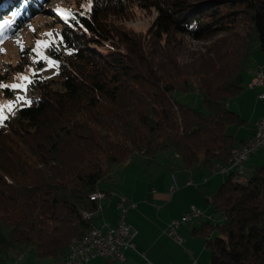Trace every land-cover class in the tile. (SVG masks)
Returning <instances> with one entry per match:
<instances>
[{
    "label": "trees",
    "instance_id": "obj_1",
    "mask_svg": "<svg viewBox=\"0 0 264 264\" xmlns=\"http://www.w3.org/2000/svg\"><path fill=\"white\" fill-rule=\"evenodd\" d=\"M48 1L0 0L5 36ZM132 1L157 11L148 29L117 23ZM70 22L49 48L58 78L35 76L31 104L0 126V264L27 249L65 257L101 218L93 194L110 196L103 184L116 164L140 155L152 165L172 150L182 168L213 170L245 143L232 128L247 121L230 102L254 53L264 56V0H91ZM192 40L207 45L194 50ZM248 173L207 200L221 216L197 229L209 264H264V163Z\"/></svg>",
    "mask_w": 264,
    "mask_h": 264
},
{
    "label": "rangeland",
    "instance_id": "obj_2",
    "mask_svg": "<svg viewBox=\"0 0 264 264\" xmlns=\"http://www.w3.org/2000/svg\"><path fill=\"white\" fill-rule=\"evenodd\" d=\"M89 5H91V0H49L41 10V15L29 20V23L17 35L9 37L5 36V34L8 31L10 32V26L3 31V24L0 23L2 25L0 27V116L3 117L0 120V126L5 123L7 118L14 117L22 107L31 104L32 94L29 85L35 76L40 75L47 80H56L58 78L59 61L53 56L49 48L51 44H59L61 29L66 25L70 26L71 18L68 14H74L76 17L78 14L83 13L84 8ZM129 11L133 15L125 20H117V23L136 30L148 29L157 16V11L154 8L151 10L142 9L137 5V1H132L129 4ZM52 19H55V21H52ZM1 32L4 33L1 35ZM206 45L207 42L191 41V46L194 50L203 51ZM257 53L259 52L256 51L254 53L251 58L252 60L257 61ZM22 77H27V79H22ZM2 85H20V87L9 88L12 92L11 94H7L6 89L8 90V88H4ZM240 96L244 98V93ZM197 98V96L192 95H182L181 97L183 101L192 104L196 103ZM238 98L239 96L232 100L233 109H235L234 106H240L241 104ZM9 103L11 104L10 107L8 106ZM240 129L233 127L232 131L236 132ZM175 156L172 150L165 151L159 154L157 158L158 163L149 165L145 161V157L136 155L128 160L129 166L124 165L125 163L114 165L112 168L113 181L106 182L103 185L108 186L117 195H120V193L130 195V191H133L136 186H139L140 190H143L146 185H149L151 188H157L161 182L164 185L167 182L171 183L174 170L181 171V173L185 172V179L190 178L198 182L199 178L194 176L193 173L198 171L179 168L176 164L166 165L169 163L164 158L167 157L172 162H178L179 159ZM262 163H264V149L257 151L251 156V159L246 164V169L251 172L256 165ZM201 172L208 177L214 176L212 170L202 169ZM211 184L208 188H210ZM194 188L197 190V185H194ZM199 189L203 190L204 188L199 187ZM208 194L207 192L201 194L199 198L200 202L202 201V203L207 205L208 203L205 198L209 197L207 196ZM211 213L208 212L204 217H211ZM213 215L216 217L215 220H221L219 214ZM194 221L186 225L189 226ZM30 250L34 251L33 249ZM68 253L65 256H68Z\"/></svg>",
    "mask_w": 264,
    "mask_h": 264
},
{
    "label": "crops",
    "instance_id": "obj_3",
    "mask_svg": "<svg viewBox=\"0 0 264 264\" xmlns=\"http://www.w3.org/2000/svg\"><path fill=\"white\" fill-rule=\"evenodd\" d=\"M250 62L251 64H248L246 70V88L242 92V94L244 93V98L240 94L238 99L241 104L240 106H234L236 111L247 121L244 126L238 127L241 128L240 130L234 132L239 139L245 142L255 132L259 121L264 118V102L258 99L257 91L250 88V82L256 72L264 65V56L257 53V61L251 60ZM232 102H230L231 107ZM175 157L179 159L178 162H172L165 157L164 160L169 163L166 165L176 164L179 168H182L180 158L178 156ZM124 163V165L129 166L128 161ZM189 169L195 170L194 168ZM202 169L200 168L195 170L198 172H193L194 176L199 178L198 182L190 178L185 179V172L181 173V171L174 170L171 183L167 182L164 185L161 182L157 188H151L146 185L143 190H140V187L136 186L133 191H130V195H126V193L117 195L116 192L111 190L110 196L103 200L104 208L101 211L102 217L99 222L106 221L111 226H116L120 220V211L117 207L119 201L125 197L135 203L136 206L128 211L125 219L127 223L137 229L135 238L136 249L126 250L123 261L108 257H96L84 264H209L210 253L206 247V239L197 232L203 222L208 220L206 217L193 220L194 222L189 226L186 224L180 226L179 232L185 238L182 244L177 243L168 234L169 222L181 218L193 205L202 210L204 214L213 212L211 210L213 207H210L211 204L208 201L207 205L202 203V201L200 202V195L207 192L209 193L207 196L210 197L226 177L222 174H214V176L208 177L201 172ZM191 180L193 181L192 184L189 183ZM210 184L211 186L208 188ZM194 185H197V190ZM199 187L204 189L200 190ZM209 197L205 198V200H208ZM53 263L54 260L50 258L38 259L34 252L27 249L19 256L12 253L8 264Z\"/></svg>",
    "mask_w": 264,
    "mask_h": 264
},
{
    "label": "built area",
    "instance_id": "obj_4",
    "mask_svg": "<svg viewBox=\"0 0 264 264\" xmlns=\"http://www.w3.org/2000/svg\"><path fill=\"white\" fill-rule=\"evenodd\" d=\"M250 88L256 90L259 100L264 102V65L256 72L250 82ZM261 149H264V118L256 125L252 136L244 144L237 147V155H232L230 163L226 165L217 164L212 170L213 174H222L225 177L232 175L233 182L246 183L249 180L246 163L254 153ZM189 183L192 184L193 181L191 180ZM95 198L104 200L105 193L97 192ZM102 205L103 203L99 205L98 211L103 210ZM135 206V203L123 197L117 206L120 211L119 223L116 226H111L106 221H98L96 226L91 229V234L83 235V246L75 247L66 264H84L96 257H108L123 261L126 250L136 249L137 229L127 223L125 219L128 211ZM204 216L202 210L193 205L180 219L170 221L168 234L177 243L182 244L185 238L179 232L180 226ZM207 219L214 220V217L211 215Z\"/></svg>",
    "mask_w": 264,
    "mask_h": 264
},
{
    "label": "bare ground",
    "instance_id": "obj_5",
    "mask_svg": "<svg viewBox=\"0 0 264 264\" xmlns=\"http://www.w3.org/2000/svg\"><path fill=\"white\" fill-rule=\"evenodd\" d=\"M233 155H237V148L234 150ZM93 197H95V194H93ZM87 215L88 214L86 213V216ZM86 218H88V217H86ZM85 234H91V230H89ZM82 246H83V235L74 238L70 244V250H69L68 256L63 257L61 260L55 262L54 264H66V262L70 259V253L73 252L75 247H82Z\"/></svg>",
    "mask_w": 264,
    "mask_h": 264
},
{
    "label": "snow or ice",
    "instance_id": "obj_6",
    "mask_svg": "<svg viewBox=\"0 0 264 264\" xmlns=\"http://www.w3.org/2000/svg\"><path fill=\"white\" fill-rule=\"evenodd\" d=\"M68 16H69L71 19H75V18H76L75 15H74V14H71V13H69ZM0 27H2V25H0ZM49 35H50V34H49ZM38 46H39V42H38ZM50 63H52V62L50 61ZM22 79H27V77H22ZM2 87H4V88H18V87H20V85H2ZM21 99H22V98H21ZM8 106L10 107L11 104L9 103ZM2 119H3V117L0 116V120H2Z\"/></svg>",
    "mask_w": 264,
    "mask_h": 264
}]
</instances>
